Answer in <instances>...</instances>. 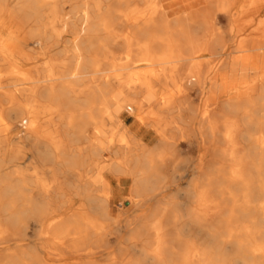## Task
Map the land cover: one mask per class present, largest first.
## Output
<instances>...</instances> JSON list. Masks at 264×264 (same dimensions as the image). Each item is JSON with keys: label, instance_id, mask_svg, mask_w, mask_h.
Instances as JSON below:
<instances>
[{"label": "bare ground", "instance_id": "bare-ground-1", "mask_svg": "<svg viewBox=\"0 0 264 264\" xmlns=\"http://www.w3.org/2000/svg\"><path fill=\"white\" fill-rule=\"evenodd\" d=\"M66 1L69 0H0V33L4 29L5 18L10 16L28 28V34L36 39L38 53L43 54L50 48L47 47L50 40H58L60 36V32L55 29L57 24L64 26L74 24L73 22H64V15L58 10L60 4ZM100 1L103 0H90L93 10L91 13L84 10L72 14L76 18L100 19L98 22L85 23L92 25L87 27L89 32L107 31V25L112 23L110 19L117 16L138 18L135 11L121 15L119 11L102 10L99 6ZM104 1L121 4L127 0ZM140 1H144L148 7L152 8L149 12V18L142 24L137 21L121 22V24L129 26L130 30L123 31L120 36H113L111 39L105 40L106 44L116 42L115 44L120 47L123 53V58H120L118 63L115 61L107 64V71H101L98 66L86 62H78L75 57H72V62L69 65L63 62L55 64L56 70H51V73L42 77L43 79L40 78L34 82L35 86L32 88H17L16 85L11 84L5 87L8 89L4 87L1 88L2 90L0 89V127L2 128L0 145L7 140L6 134L10 129L9 121L28 118L29 131L26 136L24 135L26 137L25 142L33 149L37 160L41 164H55L53 174L72 175V181L67 186L58 183L54 177L48 185L45 182L39 184V180H34L32 183L20 180L16 184H12V182L2 179L0 182V264H102V260L98 257L105 255L111 232L113 231L115 234L129 232L130 234L133 231L130 229L132 225L135 226L132 238L142 244L136 246L135 242L132 247L144 255V260H128L121 263L112 261L111 264H221L225 244H231L240 249L245 246V242H255V240L262 239L258 230L259 223L254 221L250 210L253 209L251 206L255 201L254 188L252 190L251 187L258 184L259 190L261 189L260 194L264 196V183L252 181L251 170L254 167L250 165V158L254 156L260 164L264 165V135L259 134L253 139L251 133L264 131V39L243 41L242 45L234 52H244V55L242 53L240 58H236L237 56L228 58L229 62L225 64L230 68V72L235 73L239 71L237 67L241 62L240 59L244 57L245 61L250 60V63L253 64L252 59L257 58V68L262 82L259 87H255L253 84L254 86L246 98L234 103H226L224 106L226 112L240 114L239 122H224L223 141L228 148L221 151L228 153L231 161L234 162L229 167L230 178L228 182L240 185L238 189L239 193L242 192L240 202L228 188L220 189L221 193L227 194V200L232 204L230 209L225 208V211L229 212V216L220 220L222 211L220 206L224 202V197L218 199L213 197L215 195H211L212 173L210 170L214 168V165H210L206 157L202 159L207 165L202 178L192 183L185 191L192 202V207L186 209V214L185 212V215L183 214L186 217V222L183 225L185 229L181 230L185 231L190 226L193 227L201 234V237H204V239L200 237L203 240L201 244L198 243V240H193L195 243L187 240L185 242L184 240L188 237L185 239L181 237V239L179 230H165V224L162 221L163 208L157 207L148 214L149 219H156L153 220L152 224L149 221L142 225L135 224L133 220L136 215L132 219L135 210L140 213L136 218L141 219L143 217V210L146 209L147 202L151 201L147 195L157 191L152 180L156 175L149 176L145 170L152 168V163L156 162L155 157L159 150L164 145L171 144L163 132L158 134V139L152 146H147L137 136L138 129L136 127L133 128L134 131L127 130L125 135L129 137V141L125 142V146L120 145L126 150L121 148L115 151L116 154L124 155V160L104 169L103 173L109 176L124 173L126 171L125 164L133 165L135 172H131L132 179L126 183V190L129 192L126 201H122L123 198H119L116 194H111L112 191L109 186H114L115 183L106 182L102 179L101 184L103 185L98 189L90 186L81 188L79 186L80 178L73 174V170L78 165L86 164L92 158H103L110 153L109 148H105V143L97 139V129L93 123H75L73 117H63L60 123L61 135L46 134L45 136L40 134V127L38 126L40 113L31 108V104H37L40 101L50 104V109L51 105H55L65 114L91 109L92 105L101 103L100 108H96L88 114L85 113L84 116H88V119L91 115L99 116L103 122V127L106 122L110 124L112 129H115L121 126V112L127 109V99L132 102L131 98H135V102L141 108L146 105L150 98V92L147 90L152 81L162 80L166 85L172 84L175 88V94L179 93L181 96L184 94L186 85L201 84L206 81L207 74L201 73L200 66L189 67V57L197 47L211 53L212 56H220L223 51H226L222 34L213 20V9H219V7L223 9L224 6L222 7V5H224L225 0H203L204 4L200 9L186 12L185 15L175 16L171 19L167 18L162 10H157L152 6L154 0ZM246 5L254 6L255 10L262 9L264 0H242L239 6L240 13L246 9ZM227 13L228 11L225 14ZM182 18L187 20L180 21L179 19ZM251 20L252 18L248 19V24ZM260 21L264 23V15L262 14L258 15L254 29L263 33L264 28H259ZM31 25L34 28L30 27ZM120 38L121 42L119 41ZM0 44L3 46L1 48L3 50L4 45H6L5 41L0 42ZM106 44L101 45V49L103 55L108 57L111 54L107 50ZM93 47L92 43L88 45L75 43L73 51L79 52L81 49L89 51ZM11 51L17 55L19 60L25 62L31 60L25 54L17 53L14 48ZM141 65L158 67L157 72L160 74L156 76V72L153 70L149 72L139 71L128 73V76H134L130 77L131 81H128L130 80L129 77L124 79L125 74L123 72L129 71L131 68L136 69ZM8 67L10 74L18 71L14 65H8ZM109 73L116 74L112 78L116 84L122 85L126 81L125 92L120 91L113 96L111 95ZM25 80H28V77ZM14 87L16 89H13ZM13 99H21L23 104L13 103ZM3 102L8 105L2 107ZM185 109L184 100L176 102L170 98L166 102V106L157 107L156 112H171L172 115L175 114L174 119H172L173 117L159 118L158 115L159 119L156 118L158 120L153 122L154 127L156 129L160 127L162 131L169 128L181 134L185 126L188 125L186 118L182 116ZM128 111L131 110L128 109ZM203 124L207 125L209 135H213L212 132L210 133L212 129H210L209 118H206ZM237 124L242 128L239 132H237L239 127ZM87 126H91L95 131V134L92 131L95 135L94 138L91 136L92 139L85 136L84 131ZM82 137L88 143L85 149L76 147V143ZM238 137L245 144L251 142L250 146L242 149V151L235 149L238 144L236 142ZM123 143L124 140L122 139L120 144ZM16 158V154L10 157L8 164H12ZM2 160L0 159V162ZM213 176V180L223 179V175L219 171L216 174L213 173ZM113 191L117 193L116 189ZM25 192H27V196H25ZM31 193L36 196L32 197ZM65 193H72L75 197L78 194H83V205L79 209L80 211L77 210L82 202L77 210L74 209L77 214L73 213L71 219L59 221L55 219L56 222L53 219L50 221L71 201L70 197L64 196ZM95 193L99 195L96 196ZM115 200L119 201L115 203ZM123 202L127 203L128 206H124ZM235 210L242 216L244 215L247 220L244 217L243 219L237 217L234 213ZM258 210L264 216V204L258 206ZM169 213L171 219L175 220L176 214L171 209ZM213 219L223 222L224 234L220 227L217 228L212 222ZM30 220L34 221V227L30 225ZM25 230L37 238L44 239L45 244H40L37 251L30 248L28 252L19 250L23 247L22 242L26 237L24 235ZM186 232L188 233V231ZM224 235L227 236L228 240H225ZM12 248L18 250L13 251ZM256 252L264 255V246L257 245Z\"/></svg>", "mask_w": 264, "mask_h": 264}, {"label": "rangeland", "instance_id": "rangeland-1", "mask_svg": "<svg viewBox=\"0 0 264 264\" xmlns=\"http://www.w3.org/2000/svg\"><path fill=\"white\" fill-rule=\"evenodd\" d=\"M154 1L155 2L152 6H154L157 10H162L167 18L170 19L175 16L185 15L192 10L200 9L204 4L203 0ZM241 3L242 0H225L224 5H222V7L224 6L223 9H220V7L219 9H213V20L222 34L224 45L227 48L226 51H223L220 56H212L211 53L197 47L198 49L196 48L193 54L189 57V67L200 66L201 73H204L205 75L207 74L206 81L201 84L191 83L190 85H186V89L182 96L179 93L175 94V88L172 84L166 85L162 80L152 81L147 90L150 92V98L148 99L146 105L141 108L140 105L135 102V98H131L132 102L127 99V109L126 111L123 110L121 112V126L115 129H112L110 124L106 122L103 127V122L99 116L91 115L92 118L90 117V119H88V116H84L85 113L88 114L92 110L100 108L101 103L92 105L91 109H83L81 112H75L72 114H65L55 105H51L50 109V104L43 101H40L37 104H31L32 110H35L36 112L39 111L38 113H40V115H38V126L40 127V134L45 136L46 134H62L60 123L61 118L63 117H73L75 123L83 122L94 124L97 129V139L105 143V148L108 147L110 153L103 158H92L86 164L78 165L73 170V174L78 175L80 178L79 186L81 188L90 186L98 189L103 185L101 184L102 179L106 182L115 183L114 186H109L112 191L111 194H116L119 198H123L122 201L128 200L129 197V192L126 190V183L130 182L132 179L131 172H135V169L132 167L133 165L130 163L125 164L124 166L126 167V171L122 174H111L108 176L103 172L106 167L116 163H121L124 160V155L116 154L115 151L121 148L126 150L124 149L125 147H120V145L125 146V142L129 141V137L125 135V133H127V130L134 131L133 128L136 127L138 129L137 136L141 139V141L147 146H152L158 139V134L163 132V134L166 135L165 138L171 144L164 145V147L159 150V153L156 154V162L152 163V168L145 170L149 176L152 174L156 175L152 178V180L155 183V187H157V191L147 195L151 201L147 202L146 209L143 210V217L141 219L136 218L140 213L135 210L132 219L136 215V219L134 218L133 220L135 224L142 225L143 223H148V221L152 224V222H154L153 220L156 219H149L148 214L157 207L163 208L162 211L164 216L162 217V221H164L165 230H179V232H181L180 238L184 237L183 239H185L188 237L184 240L185 242L186 240L190 242L198 240V243L201 244L203 241L202 239H204V237L202 236V238L201 234L191 226L187 230L182 231L185 229L183 225L186 222V217L184 216L186 214V209L192 207V202L189 200V196L185 194V191H187L188 187L192 183L202 178V175L206 170L205 166H207L206 163L202 161L204 157L208 159V163L210 165H214V168L210 170L212 173V180L210 183V189L212 192L211 195H215L213 197L218 199L224 197V202L219 200L223 203L220 206L222 208L220 220L229 216V212L225 211V208L230 209L232 207V204L227 200V194L224 192L221 193L220 189L228 188V190L234 194L239 202L242 196V192L239 193L238 191L240 185L228 182V179L230 178L229 167L234 162L231 161L228 153L221 152L222 150H226L228 148L223 141V134L225 133L224 122H239L240 114L226 112L224 110V106L226 103H234L246 98L251 88L254 85L255 87H259L262 82L259 77V69L257 68V58L252 59L253 64L250 63V60L245 61L244 57L240 59L241 62L237 67L239 71L235 73L230 72V68H228L225 64L226 62H229L228 58H234L236 56V58H240L242 53L244 55V52H234L235 49L242 45L243 41L251 39H264V32L261 33L258 29H254L258 20V15H264V7L262 9L255 10L256 8L254 6L246 5V9L241 12V14L239 12V6ZM90 4V0H69L60 4L58 10L64 15L63 21L73 22L74 24L67 26L57 24L55 29L57 32H60V36L58 40H50L47 45V47L50 48L43 54L38 53V44L36 39L28 34V28L23 26L14 18L7 16L4 20V31L2 30L0 33V42L5 41L6 45H8H4L5 48L1 50L3 46L0 44V89L11 84L16 85L17 88H32L35 86L34 82L51 73V70H56L54 67L55 64L63 62L66 63V65H69L72 62V57H75L78 62H86L94 66H98L101 71H107V64L115 61L118 63V61L121 60L120 58H123V53L121 52L120 47L115 44L116 42H108V44H106L105 40L109 38L111 39L113 36H120L123 31L130 30L129 26L123 25L121 22L137 21L140 22V24L144 23L148 20L149 12L152 9L148 7L144 1L140 0H127L121 4L107 2L104 0L100 1L99 6L102 10L111 9L113 11H119L121 15L135 11L138 14V18L134 19L132 17L125 18L117 16L110 19L112 23L107 25V31L99 30L97 32H89L87 31V27H91L92 25H86L85 23L98 22L100 19L89 17L76 18L72 14L80 13L84 10L91 13L93 10L91 9ZM226 10L228 11L227 14H225L227 12ZM249 18H252V20L248 24L247 21ZM179 20L184 21L187 19L182 18ZM260 22L259 28L263 29L264 23H262L263 21ZM30 27L34 28L33 25ZM119 41L121 42V38ZM75 43H84L85 45L92 43L94 47L89 51L81 49V51L75 52L73 51V45H75ZM104 44H106V48L111 54L108 57L103 55V50L101 49V45ZM13 48L17 53H23L31 60L27 62L19 60L17 55H14V52L11 51ZM8 65H14L18 71L10 74ZM248 68H250V70H247ZM158 69V67L141 65L136 69L131 68V70L123 72V74H125L124 79H127L128 77L130 79L131 76L134 77L133 75L128 76V73L139 71L149 72L153 70V72H156V76H158L160 74V72H157ZM116 74L118 73L116 72ZM116 74H108L111 78L109 89L112 96L120 91L125 92L126 81L122 85L118 83L116 84V82L112 81V78ZM27 77L28 80H25ZM128 81H131V79ZM13 89L16 88L14 87ZM170 98L176 102L181 100L185 101L186 109L183 112L184 114L182 113V116L186 118L188 125L185 126L184 131L181 134L169 128L162 131V128L159 127L156 129L154 127L153 122L159 118L173 117L172 119H174L175 114H173V116L171 112H156V108L162 106L165 107L166 102ZM14 102L23 104L21 99H13V103ZM7 105L8 104L6 102H3L2 107H6ZM128 109L131 111H128ZM158 115L160 116L159 118ZM206 118H209L210 129H212L210 130V133L212 132L213 135H209L207 125L203 124ZM9 123L10 129L6 134L7 140L5 143L0 145V159H3L2 162H0V182H2V179L12 182V184H16L20 180L27 183L39 180V184H43L45 182V184L48 185L54 177L58 183L65 184L64 186H67V184L72 181V175L53 174L55 164H41L34 155L33 149L25 142L26 137H24V135L26 136L29 131V119L22 118V120L9 121ZM237 125L239 126L237 132H239L242 128L239 124ZM1 131L2 128L0 127V132ZM92 131L95 134L94 129L91 126H87L84 131L85 136H89L90 139H92V137L94 138L95 135ZM262 132H251L253 139H255L259 134L264 135V131ZM122 139L124 140V143L120 144ZM236 142L238 144L235 146V149L238 151L246 149L251 143L245 144L239 137L236 138ZM87 146V140L83 137L76 143V147L80 149H85ZM14 153L17 158L12 164H8L10 157L15 155ZM250 165L254 167L251 170L252 181L264 183V165L260 164L254 156L250 158ZM217 171L223 175V179L218 178L217 180H213V173L216 174ZM96 181H99V183H96ZM257 185L258 184H255L254 187H251L252 190L254 188L253 191L255 201L251 206L253 209L250 210V213L252 214L254 221L259 223L258 230L262 239H259L258 241L255 240V242H245V246L240 249L236 248L234 245L225 244V246H223V261L221 264H264V255L256 252L257 245L264 246V233H262L264 230V216L258 210V206L264 204V196L260 194L261 189L259 190ZM114 189H116L117 193L113 191ZM31 195L32 197L36 196L33 193H31ZM94 195L97 196L99 194L95 193ZM25 196H27V192H25ZM64 196L70 197L71 201L56 216L52 217L50 221L53 219L54 222H56L55 219H57V221L71 219V216L77 214V211H80L79 209H81L83 205V194H78V196L75 197L72 193H65ZM116 201L118 202L119 200H115V203H117ZM79 205L80 208H78ZM123 205L128 206L127 203H124ZM175 207L177 208L176 210ZM170 209L176 214L175 220L171 219L172 217L169 213ZM234 213L237 217H240V219L242 217L243 219L244 215L242 216V214L237 212V210H235ZM68 215L70 216L68 217ZM244 219L246 218L244 217ZM212 222L215 223L217 228L220 227L221 232L224 234L225 226L223 222L219 220L214 221V219ZM30 225L34 227V221L30 220ZM134 227L135 226L132 225L131 228H129L134 231ZM133 231L130 232V234L132 233L131 236L129 232H124L123 234H115L113 231V233L111 232V235L108 237L111 242L109 241L107 250L104 253L106 256L103 255L102 257H98L102 260V264H111L112 261L121 263L128 260H144V255L140 254L138 249H134V247H132L136 242L132 238V236H134ZM186 231H188V233ZM24 233L26 237L22 242L23 247L19 250L28 252V249L30 248L33 251H37L40 244H45L44 239L33 236V234L29 233L27 230H25ZM195 237H201L202 239H196ZM225 240H228L227 236H225ZM193 242L195 243V241ZM135 244L136 246L142 245L138 242ZM12 250L14 251L18 249L12 248Z\"/></svg>", "mask_w": 264, "mask_h": 264}]
</instances>
